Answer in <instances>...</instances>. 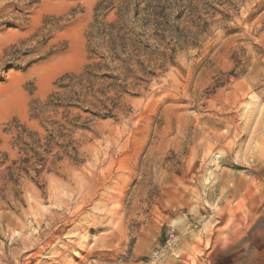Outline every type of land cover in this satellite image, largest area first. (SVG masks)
<instances>
[{"label":"rangeland","instance_id":"obj_1","mask_svg":"<svg viewBox=\"0 0 264 264\" xmlns=\"http://www.w3.org/2000/svg\"><path fill=\"white\" fill-rule=\"evenodd\" d=\"M0 264H264V0H0Z\"/></svg>","mask_w":264,"mask_h":264},{"label":"bare ground","instance_id":"obj_2","mask_svg":"<svg viewBox=\"0 0 264 264\" xmlns=\"http://www.w3.org/2000/svg\"><path fill=\"white\" fill-rule=\"evenodd\" d=\"M40 254V253H39Z\"/></svg>","mask_w":264,"mask_h":264}]
</instances>
